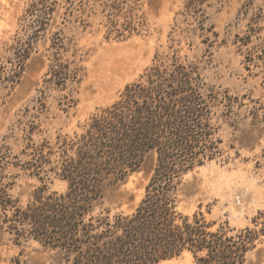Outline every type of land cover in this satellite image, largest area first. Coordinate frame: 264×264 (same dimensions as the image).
<instances>
[{
    "label": "rangeland",
    "instance_id": "obj_1",
    "mask_svg": "<svg viewBox=\"0 0 264 264\" xmlns=\"http://www.w3.org/2000/svg\"><path fill=\"white\" fill-rule=\"evenodd\" d=\"M120 1L0 0V188L22 209L39 188L66 193L59 175L27 166L31 154L80 133L151 67L182 70L216 97L207 98L216 148L181 175L178 209L212 231L259 232L244 264H264V0ZM124 15L135 29L118 34ZM156 164L150 151L124 178L105 179L92 212L133 213ZM3 217L0 264H60L28 224L9 233ZM157 264L195 262L183 251Z\"/></svg>",
    "mask_w": 264,
    "mask_h": 264
},
{
    "label": "trees",
    "instance_id": "obj_2",
    "mask_svg": "<svg viewBox=\"0 0 264 264\" xmlns=\"http://www.w3.org/2000/svg\"><path fill=\"white\" fill-rule=\"evenodd\" d=\"M125 18L124 26L113 25L118 34L135 29ZM174 73L151 67L118 100L92 115L80 133L54 145L42 143L27 166L59 175L68 189L58 194L39 188L22 209L0 188L1 223L9 233L20 235L18 226L28 224L34 239L58 251L60 264H157L183 251L195 264H244L259 232L248 227L233 235L212 231L199 214L190 217L178 209L181 175L215 157V143H207L213 142L209 103L216 97L210 91L211 101L204 98L196 76ZM150 151L157 164L135 211L112 218L108 211L94 214L102 182L124 178Z\"/></svg>",
    "mask_w": 264,
    "mask_h": 264
}]
</instances>
